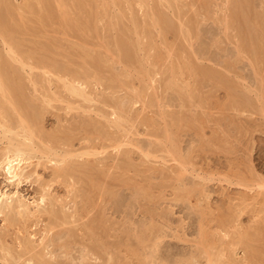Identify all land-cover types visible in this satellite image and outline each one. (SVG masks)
Here are the masks:
<instances>
[{
    "label": "rangeland",
    "instance_id": "obj_1",
    "mask_svg": "<svg viewBox=\"0 0 264 264\" xmlns=\"http://www.w3.org/2000/svg\"><path fill=\"white\" fill-rule=\"evenodd\" d=\"M6 1L0 15L7 3L25 24L22 55L35 54L10 59L0 36L1 72L23 95L0 93V110L12 127L22 101L39 134L25 153L32 176L15 188L0 171V191L46 202L41 217L0 216V264H34L27 241L53 264H264V0H249L252 50L227 0H87L92 11L77 0L64 24ZM73 81L86 100L63 86Z\"/></svg>",
    "mask_w": 264,
    "mask_h": 264
},
{
    "label": "bare ground",
    "instance_id": "obj_2",
    "mask_svg": "<svg viewBox=\"0 0 264 264\" xmlns=\"http://www.w3.org/2000/svg\"><path fill=\"white\" fill-rule=\"evenodd\" d=\"M1 1V0H0ZM6 1V0H5ZM79 2L80 1H82V0H78ZM83 1H85L84 3L86 4V10L87 9H89L90 11H92V3H88V2H86L87 0H83ZM89 1V0H88ZM94 1V0H93ZM106 1V0H105ZM143 1H145V0H141V5L142 4H144V2ZM7 2V1H6ZM71 2L72 3H75L76 4V2H77V0H31V2H28V3H25L24 5H22L23 7H21V8H18V9H16L15 11H17L19 14L21 13V15H22V13H26V12H28V13H32V14H34V16H37L38 17V20H39V22L41 23V24H46V23H49V22H51L50 20H53V22H51V23H56V20L58 21V23L60 22V23H62V24H64L66 21H67V16L69 17V14H66V8H67V6H70L71 5ZM92 2V1H91ZM95 2V1H94ZM259 2V1H258ZM8 3V2H7ZM7 3L5 4V13H6V15L8 16V14L10 15V18L8 19V17H4L5 19H8V20H10V23H14L15 24V26H16V22H13L14 20H13V14L11 13V12H14V11H12L11 10V8H9V5H7ZM53 3H55V4H53ZM70 3V5H68ZM82 3V2H81ZM84 3L82 4V5H84ZM105 3V2H104ZM128 3V2H127ZM227 3H228V6H230L231 7V20H230V24H239L242 28H244V29H242L243 31H241L242 32V35H240V36H242V39H243V42H241L242 43V46H243V49L245 48V49H247V47L249 46V42L251 43V41H255L256 42V38H257V36H258V34L259 33H257V36H254L253 34L254 33H256V32H254V29H253V31L252 30H250V29H252V28H250V29H248L249 27H251V26H248V25H251L252 23H254L253 21H252V19H251V17L249 16V11H251L250 9H251V4H250V2H249V0H227ZM9 4V3H8ZM52 4H53V6L55 7V10L53 9V7H52ZM230 4V5H229ZM4 5V4H3ZM13 5V4H12ZM76 5H78L77 7L79 8L81 5H79L78 3L76 4ZM76 5H74V6H76ZM105 5V4H104ZM198 5V4H197ZM115 6V5H114ZM129 6V5H128ZM187 6V5H186ZM13 7V6H12ZM72 7V6H71ZM85 7V6H84ZM183 7V6H182ZM203 7V6H202ZM201 7V8H202ZM227 7V6H226ZM252 7H253V5H252ZM264 7V6H263ZM69 8V7H68ZM81 8V7H80ZM200 8V9H201ZM70 9V8H69ZM74 9V8H73ZM83 10H85L84 8H82ZM165 9V8H164ZM38 10H42V12H40V13H38ZM79 10V9H78ZM82 10V11H83ZM106 10V9H105ZM208 10V9H207ZM229 10H230V8H229ZM254 10V9H253ZM2 11L3 10H1V12L0 13H2ZM70 11V10H69ZM68 11V12H69ZM89 11V15H87L86 17H87V19L88 20H90L91 21V18L93 17V16H91L92 15V13ZM120 11V10H119ZM71 12V11H70ZM87 12V11H86ZM197 12V11H196ZM228 12V11H227ZM252 12V11H251ZM43 13V14H42ZM45 13V14H44ZM78 13H80V11L78 12ZM95 13V12H94ZM98 13V12H97ZM153 13H154V11H153ZM256 13H258V11H256ZM263 13V12H262ZM12 14V15H11ZM36 14V15H35ZM73 14V13H72ZM87 14V13H86ZM100 14V13H99ZM106 14V13H105ZM110 14V13H109ZM108 14V15H109ZM252 15H255L253 12L251 13ZM264 14V13H263ZM5 15V16H6ZM75 15V14H74ZM77 15H79V14H77ZM85 15V14H84ZM101 15V14H100ZM260 15V14H259ZM258 15V16H259ZM262 15V14H261ZM15 16V15H14ZM95 16V15H94ZM155 16V18H153ZM157 14L155 15V14H153V15H151V17L153 18V20H152V22H153V24H155V25H159V24H161L162 22V20H160L159 18L161 17H159V15L157 16ZM257 16V15H256ZM263 16V15H262ZM3 16H1L0 15V36L2 37V40L3 41H1V42H5V43H3L2 45H7L6 47H7V54H8V56H10V59H12L13 58V56H16L15 58L16 59H18V56H21V57H24V56H33L35 53H32V54H25V55H22V54H24L23 52H22V45H21V43L19 42V41H21V40H17V36H20L21 35V31L19 32V30H20V27H21V29H22V27L23 26H25V24H23V25H21V24H18L16 27V29H17V32L16 31H13L12 29H11V27H10V23L9 22H7L4 18H2ZM199 17V16H198ZM54 18H55V20H54ZM124 18V17H123ZM95 19V18H94ZM179 19V18H178ZM11 20H13L12 22H11ZM28 20V19H27ZM83 20H86V19H83ZM82 20V21H83ZM108 20V19H107ZM119 20V19H118ZM166 20V19H165ZM165 20H164V22H165ZM210 20V19H209ZM77 21V20H76ZM87 21V20H86ZM115 21H117V18H116V20ZM159 21L161 22V23H159ZM255 21V20H254ZM259 24H258V26H259V31L260 32H262L263 30H264V17H259ZM258 21H256V22H258ZM19 22H23V20H20ZM25 22V21H24ZM37 22V21H36ZM85 22V21H84ZM119 22V21H118ZM163 22V23H164ZM29 23V22H28ZM35 22H33V24H34ZM51 23H49V24H51ZM58 23L56 24V26L58 25ZM59 23V24H60ZM70 24L72 23V22H69ZM69 23H67L68 25H70ZM167 23H169V22H167ZM191 23V22H190ZM48 24V25H49ZM78 24H80V23H78ZM93 24H94V22H93ZM117 24V23H116ZM19 25H21L20 27H18ZM53 25V24H52ZM55 25V24H54ZM76 25V24H75ZM85 25H88V23L86 24V22H85ZM91 24H89L88 26H90ZM233 25H230V26H233ZM253 25V24H252ZM27 26V25H26ZM45 26V25H44ZM47 26V25H46ZM94 26V25H93ZM96 26V25H95ZM118 26V25H117ZM116 26V27H117ZM134 26H135V24H134ZM138 26V25H137ZM166 26H168V25H166ZM13 27V26H12ZM62 27V26H61ZM73 26H71V29H73L72 28ZM92 27V26H91ZM19 28V29H18ZM35 28H36V26H35ZM123 28V27H122ZM236 28H237V26H236ZM257 28V27H256ZM14 29V28H13ZM34 29V28H33ZM38 29V28H37ZM94 29V28H93ZM160 29V28H159ZM24 30H25V28H24ZM44 30V29H43ZM96 30V29H95ZM256 30V29H255ZM114 31V30H113ZM177 31V30H176ZM15 32H16V34L18 33V35H16L15 34ZM22 32H23V30H22ZM29 32V31H28ZM137 32V31H136ZM164 32V31H163ZM240 32V33H241ZM85 33V32H84ZM84 33H82V34H84ZM98 33V32H97ZM20 34V35H19ZM23 34V33H22ZM27 34V33H26ZM31 34V33H30ZM40 34V33H39ZM48 35V34H47ZM261 35H263V34H260V39H262V36ZM85 36V35H84ZM95 36H96V34H95ZM184 36V35H183ZM93 37V36H92ZM139 37V36H138ZM256 37V38H255ZM99 38V37H98ZM127 39V38H126ZM256 39V40H255ZM260 39H258L259 41H260ZM1 40V39H0ZM241 40V38L239 39V41ZM263 40V39H262ZM48 41V40H47ZM99 41V40H98ZM185 41V40H184ZM242 41V40H241ZM58 42V41H57ZM96 42V41H95ZM261 42V41H260ZM39 43V42H38ZM49 43V42H48ZM79 43V42H78ZM221 43V42H220ZM32 44H34V43H32ZM47 44V43H46ZM111 44V43H110ZM189 44V43H188ZM216 44V43H215ZM252 44V43H251ZM250 44V45H251ZM256 44V43H255ZM44 45V44H43ZM85 45V44H84ZM256 45H258V44H256ZM51 46H54V44L52 43V45ZM87 46V45H86ZM240 46V45H239ZM259 46V45H258ZM47 47H49V49H50V46H47ZM55 47H57V46H55ZM121 47V46H120ZM126 47V46H125ZM241 47V46H240ZM249 47H251L250 49L252 50V46H249ZM45 49V48H44ZM44 49H40L41 51L42 50H44ZM127 49V48H126ZM45 50H47V48L45 49ZM56 50V49H55ZM95 50V49H94ZM242 49H240V51H241ZM248 51V50H247ZM254 51V50H253ZM258 51V50H257ZM44 52V51H43ZM123 52V51H122ZM2 53V52H1ZM48 53V52H47ZM50 53V52H49ZM52 53V52H51ZM50 53V54H51ZM128 53V52H127ZM46 53H44V55H45ZM60 54V53H59ZM105 54V53H104ZM233 54V53H232ZM245 54V53H244ZM261 54V53H260ZM41 55V54H40ZM44 55L42 56V58L44 57ZM47 55V54H46ZM52 55V54H51ZM51 55H49V56H51ZM246 55V54H245ZM1 56V55H0ZM69 56V55H68ZM97 56V55H96ZM229 56V55H228ZM122 57V56H121ZM170 57V56H169ZM37 58H38V56H37ZM123 58V57H122ZM16 59H13V60H15L16 61ZM30 59V58H29ZM35 59V58H34ZM46 59V58H45ZM80 59V58H79ZM21 59L19 58V61H20ZM26 60V59H25ZM44 60V59H43ZM48 60L49 59H47V62H48ZM66 60V59H65ZM96 60V59H95ZM7 61V60H6ZM19 61H16V63H18ZM81 61V60H80ZM40 62V61H39ZM50 62V61H49ZM71 62V61H70ZM79 62V61H78ZM5 63V62H4ZM4 63H2V59H1V62H0V64H1V67H2V64H4ZM32 63V62H31ZM93 63H95V62H93ZM6 64V63H5ZM4 64V65H5ZM19 64V63H18ZM45 64V63H44ZM49 64H51V63H49ZM66 64V63H65ZM172 64V63H171ZM178 64V63H177ZM8 65V64H7ZM7 65H5V67L7 66ZM22 65V62H21V64H20V66ZM24 65V64H23ZM46 65V64H45ZM102 65V64H101ZM170 65V64H169ZM255 65V64H254ZM51 66V65H50ZM63 66H65V65H63ZM144 66V65H143ZM257 66V65H256ZM255 66V67H256ZM4 67V68H5ZM7 67H9V66H7ZM6 67V68H7ZM14 67V66H13ZM12 67V68H13ZM24 67V66H23ZM67 67V66H66ZM5 68V69H6ZM12 68H10V70H11V73H13V74H15V71H14V69H12ZM51 68H53V67H51ZM60 68V67H59ZM61 68H62V66H61ZM60 68V69H61ZM64 68V67H63ZM135 68V67H134ZM9 69V68H8ZM8 69H6L7 71H8ZM16 69V68H15ZM22 69V68H21ZM34 68H32V70H33ZM180 69V68H179ZM9 70V71H10ZM13 70V71H12ZM16 70H18V69H16ZM62 70V69H61ZM64 70V69H63ZM168 70H169V68H168ZM193 70V69H192ZM196 70V69H195ZM4 71V70H3ZM3 71L1 72V69H0V93L2 94V96H3V98L6 100L8 97L7 96H9V97H11V99L13 100V99H15V97H16V99H17V94H19L20 96H21V94H20V92H18L19 90H18V87H17V89H16V87H14L13 86V84H15V86L17 85L16 84V82L15 83H13L14 82V79L13 80H10V79H12V78H14V76L13 77H9L8 79L12 82V84L9 82V80L7 81V76L8 75H6L8 72H6V71H4L5 73H3ZM68 71V70H67ZM194 71V70H193ZM53 72V71H52ZM33 73V72H32ZM46 73H49V71L48 72H46ZM59 73V72H58ZM68 73H69V71H68ZM79 73V72H78ZM78 73H75V74H78ZM113 73V72H112ZM124 73V72H123ZM152 73V72H151ZM195 73V72H194ZM199 73V72H198ZM10 74V73H9ZM18 74V73H17ZM53 74V73H52ZM67 74V73H66ZM92 74V73H91ZM115 74V73H114ZM200 74V73H199ZM209 74V73H208ZM207 74V75H208ZM212 74V73H211ZM20 74H18V75H15L16 76V78L17 77H20L19 76ZM44 75H45V72H44ZM59 75V74H58ZM80 75H85V76H87L85 73H83V74H81L80 73ZM96 75V74H95ZM148 75V74H147ZM197 75V74H196ZM204 75V74H203ZM210 75V74H209ZM149 77H150V74L148 75ZM216 76V75H215ZM48 77V76H47ZM111 77V76H110ZM117 77V76H116ZM201 77V76H200ZM208 77V76H207ZM35 78V77H34ZM59 78V77H58ZM88 78V77H87ZM261 78V77H260ZM20 79V78H19ZM63 79V78H62ZM212 79V78H211ZM21 80V79H20ZM19 80V81H20ZM76 80V79H75ZM209 80V79H208ZM3 81H6L5 83H3ZM31 81V80H30ZM152 81V80H151ZM69 82V81H68ZM74 82L75 81H73V83L72 82H70L68 85H63V86H65V88L70 92L69 94H72L73 96H77V97H79V98H83V100H86V95L87 94H85V91H84V87H82V84L83 83H81L80 84V86L79 87H76V86H74L73 84H74ZM110 82V81H109ZM219 82V81H218ZM260 82V81H259ZM262 82V81H261ZM31 83V82H30ZM221 83V82H220ZM21 84V83H20ZM214 84V83H213ZM259 84V83H258ZM33 85V84H32ZM111 85V84H110ZM121 85V84H120ZM20 86V85H19ZM22 87V86H21ZM21 87H19V89L21 88ZM39 87V86H38ZM109 87V86H108ZM122 87V86H121ZM44 88V87H43ZM111 88H112V86H111ZM131 89V88H130ZM145 89V88H144ZM18 90V91H17ZM115 90V89H114ZM15 91H17V92H15ZM132 92V91H131ZM190 92V91H189ZM15 93V94H14ZM144 93V92H143ZM233 93V92H232ZM237 93V92H236ZM0 94V95H1ZM4 94H6L5 96L7 97V98H5L4 97ZM127 94V93H126ZM18 95V96H19ZM25 95V94H24ZM92 95V94H91ZM29 96V95H28ZM141 96V95H140ZM21 97H23V95L21 96ZM48 97V96H47ZM89 97H90V95H89ZM130 97V96H129ZM242 97V96H241ZM20 98V97H19ZM92 98V97H91ZM234 98V97H233ZM22 99V98H21ZM52 99V98H51ZM192 99V98H191ZM232 99V98H231ZM247 99V98H246ZM17 100H19V99H17ZM16 100V101H17ZM45 100V99H44ZM107 100V99H106ZM15 101V100H14ZM13 101V102H14ZM91 101V100H90ZM120 101V100H119ZM140 101V100H139ZM241 101V100H240ZM11 103H12V101H10ZM10 102L8 101V103L10 104ZM22 102V101H21ZM21 102H17V104H15V103H13V104H15V106H12L13 107V111L15 112V115L17 116V118H18V121L17 122H15L16 124L15 125H17V126H12V127H10V125H8V124H11L13 121H12V117L7 113H5V112H2V110H0L1 111V114L2 115H0V117L2 118V120H5L4 122H6V124L3 122V121H1V122H3L4 123V125L0 122V137L2 138H4V137H6V135H8V136H10V134L12 135L13 134V136H14V134L16 133L15 132V130L16 129H20L19 131H21V135H22V137H20V134H15V135H17L18 136V138L20 137V138H22V142H18V141H15V139L14 140H11V136H10V139H6V138H4V139H6L7 140V142H6V145H5V148H3L2 150H0V171L4 174V176H5V179H6V181H7V184H9L10 186H12V187H15V188H18L19 187V185H21V183L23 182V179L24 180H26V179H28L30 176H32V175H29V174H31V172L29 173V174H26V172H25V170L28 168V167H30L32 164H30V159L29 158H27L26 156H25V153L27 152V153H29V151H32V147H31V143L33 142V139H35L36 137H35V133H37L36 132V125L34 124V119L31 117V116H33L34 114H32V115H30L31 114V112L30 111H28L26 108V110L28 111V112H30V113H28L24 108H22L23 106H21V107H19V106H17V105H21L22 103ZM50 102V101H49ZM228 102V101H227ZM19 103V104H18ZM21 103V104H20ZM30 103V102H29ZM12 104V105H13ZM239 104V103H238ZM32 105V104H31ZM68 105V104H67ZM108 105V104H107ZM9 106V105H8ZM37 107V106H36ZM90 107V106H89ZM122 107V106H121ZM31 108V107H30ZM29 108V109H30ZM67 108V107H66ZM123 108V107H122ZM1 109V108H0ZM33 109V108H32ZM35 109V108H34ZM68 109H70L69 107H68ZM4 110V109H3ZM72 110V109H71ZM120 110V109H119ZM118 112V111H117ZM32 113H34L33 111H32ZM35 113H36V111H35ZM123 113V112H122ZM127 113V112H126ZM22 114V115H21ZM21 115V116H20ZM116 115V114H115ZM116 118H117V116H115ZM119 117V116H118ZM0 118V119H1ZM37 118V117H36ZM103 118V117H102ZM181 119V118H180ZM38 120V119H37ZM183 121V120H182ZM8 123V124H7ZM117 123V122H116ZM120 123V122H119ZM91 125V124H90ZM117 126V125H116ZM14 127V128H13ZM118 127V126H117ZM172 127V126H171ZM18 130H16V131H18ZM44 133V132H43ZM166 133V132H165ZM38 134H39V132H38ZM38 134H37V136H38ZM17 136H15V137H17ZM167 137V136H166ZM3 138H2V140H3ZM19 138V139H20ZM38 140V139H37ZM40 142V141H39ZM42 142V141H41ZM34 143H32V145H33ZM34 146V145H33ZM36 147V146H35ZM49 147H47V149H48ZM50 151V150H49ZM49 151H47V153L49 152ZM43 152V151H42ZM44 152H45V150H44ZM160 152V151H159ZM41 153V152H40ZM51 153V152H50ZM36 154V153H35ZM58 154V153H57ZM44 155V154H43ZM51 155V154H50ZM53 155V154H52ZM42 156V155H41ZM45 156H46V153H45ZM50 157V156H49ZM55 157V156H54ZM125 159V158H124ZM49 162H50V160H49ZM51 162H52V160H51ZM53 162H54V159H53ZM52 162V163H53ZM58 162V161H57ZM41 163V162H40ZM86 168V167H85ZM45 170V169H44ZM90 170V169H89ZM92 170V169H91ZM83 171V170H82ZM34 174V173H33ZM98 185V184H97ZM193 191V190H192ZM47 196V195H46ZM24 200V199H23ZM22 200V198H21V196L19 195V193H12V194H7V192H3V191H0V216H3L4 214H6V213H9V214H12L13 216L14 215H17V216H19L20 218H22V219H25V218H29V217H33L34 218V216H35V218H37V217H41V215L44 213L45 214V212H42L41 210L43 209V207H44V204H45V202H46V200H45V196L43 197V196H41V198H40V200H39V202H32L31 204L30 203H26V202H24ZM32 206V207H31ZM89 208V207H88ZM63 209V208H62ZM84 209V208H83ZM70 210V209H69ZM77 211V210H76ZM80 211V210H79ZM87 211V210H86ZM69 214V213H68ZM75 214V213H74ZM48 215V214H47ZM53 215V214H52ZM60 216V215H59ZM70 216V215H69ZM70 218V217H69ZM103 218V217H102ZM3 220V219H2ZM67 220V219H66ZM9 223H10V221H9ZM16 223V222H15ZM95 223V222H94ZM91 224V223H90ZM93 224V223H92ZM96 225V224H95ZM88 226V225H87ZM94 226V225H93ZM90 226H88V228H89ZM55 228V227H54ZM92 228V227H91ZM90 228V229H91ZM99 228V227H98ZM90 229L88 230V231H90ZM93 229V228H92ZM92 229H91V231H92ZM93 233V232H92ZM94 235V234H93ZM64 236V235H63ZM87 237V236H86ZM135 237V236H134ZM58 238V237H57ZM70 238V237H69ZM131 238V237H130ZM44 239V238H43ZM60 239H62V238H60ZM134 239V238H133ZM28 240V239H27ZM88 241V240H87ZM42 242H43V240H42ZM48 242V241H47ZM99 242V241H98ZM204 242V241H203ZM202 243V242H201ZM52 244V243H51ZM54 245V244H53ZM71 246V245H70ZM202 246V245H201ZM94 247V246H93ZM60 248V247H59ZM96 248V247H95ZM105 248V247H104ZM152 248V247H151ZM25 251L26 252H28V254H32V257H31V259H29V260H27L28 262H35L36 264H50L49 263V261H47L46 259V255L45 254H40V252L39 253H36V251H35V249H34V247H32L31 246V244H30V242H28L27 241V243L25 244ZM46 250H47V247L45 248ZM99 249V248H98ZM107 249V248H106ZM134 249V248H133ZM39 250V249H38ZM154 250V249H153ZM54 252V251H53ZM144 252V251H143ZM204 252V251H203ZM34 253V254H33ZM42 253V252H41ZM48 253V252H47ZM94 253H96L95 251H94ZM53 254V253H52ZM84 254V253H83ZM88 254V253H87ZM97 254V253H96ZM257 254V253H256ZM20 255V254H19ZM65 255V254H64ZM93 255V254H92ZM99 255V254H98ZM98 255H97V257H98ZM135 255V254H134ZM13 256V255H12ZM90 256V255H89ZM145 256V255H144ZM209 256V255H208ZM95 257V256H94ZM151 257V256H150ZM254 257V256H253ZM53 258V257H52ZM81 258V257H80ZM83 258V257H82ZM96 259V258H95ZM49 260H50V258H49ZM89 260H90V258H89ZM146 260V259H145ZM189 260V259H188ZM210 260V259H209ZM249 260H251V258L249 259ZM26 261V262H27ZM55 261V260H54ZM82 261V260H81ZM97 261H98V259H97ZM194 261V260H193ZM252 261V260H251ZM74 262V261H73ZM212 262V261H211ZM210 262V263H211ZM250 262V261H249ZM34 263V264H35ZM88 263V262H87ZM51 264H53V263H51ZM89 264V263H88ZM239 264V263H238Z\"/></svg>",
    "mask_w": 264,
    "mask_h": 264
}]
</instances>
